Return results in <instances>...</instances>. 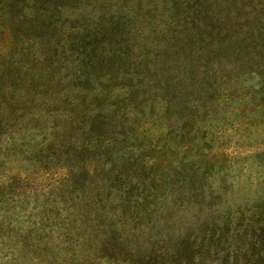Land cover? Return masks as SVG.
<instances>
[{
	"label": "rangeland",
	"instance_id": "374dc122",
	"mask_svg": "<svg viewBox=\"0 0 264 264\" xmlns=\"http://www.w3.org/2000/svg\"><path fill=\"white\" fill-rule=\"evenodd\" d=\"M0 264H264V0H0Z\"/></svg>",
	"mask_w": 264,
	"mask_h": 264
},
{
	"label": "trees",
	"instance_id": "16d2710c",
	"mask_svg": "<svg viewBox=\"0 0 264 264\" xmlns=\"http://www.w3.org/2000/svg\"><path fill=\"white\" fill-rule=\"evenodd\" d=\"M226 25L231 32L236 27V23L232 19L231 20L228 19Z\"/></svg>",
	"mask_w": 264,
	"mask_h": 264
}]
</instances>
